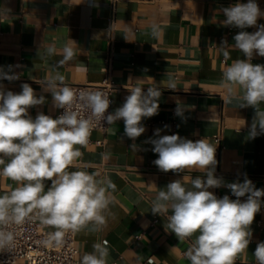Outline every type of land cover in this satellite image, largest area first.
I'll use <instances>...</instances> for the list:
<instances>
[{"label":"crops","instance_id":"crops-1","mask_svg":"<svg viewBox=\"0 0 264 264\" xmlns=\"http://www.w3.org/2000/svg\"><path fill=\"white\" fill-rule=\"evenodd\" d=\"M238 2L248 0H120L110 31L109 0H0V67L8 71L11 65L12 72L19 75L18 80H2L0 84L6 91L19 93L21 85L28 83L37 97L46 98L45 104L29 109L33 118L40 112L58 117L51 93L43 88L47 77L59 71L66 84L98 83L108 54L115 84L112 112L122 106L137 80L145 92L147 87L161 86L158 114L142 120L146 130L140 137L133 141L125 136L121 119L106 132H91L85 146H76L82 155L69 171H87L102 178L100 167H105L116 185L114 200L104 212L102 230L76 232L78 264L85 253L93 251L95 243L104 241L109 249L107 264H190L185 253L198 233L179 241L165 229V216L152 214V200L158 189L172 181L183 180L190 188L191 179L206 176L195 170L160 171L153 164L158 154L146 142L157 138L154 132L158 128L161 135L178 134L192 141L204 138L211 144L213 135L223 128L224 147L216 158L215 175L226 183L243 182L246 175L257 188L264 189V134L248 138L255 110L239 108L236 100L227 103L221 87L223 70L234 60L245 59L233 47L234 36L241 29L221 23L225 19L222 8ZM256 3L264 12V0ZM153 23L161 26L158 38L151 35ZM261 24L264 17L243 31L255 32ZM70 39L77 45H73L76 55L57 66L63 47L71 45ZM223 41L228 43L227 57L220 47ZM53 44L56 53L47 56L46 49ZM252 63L264 65V57L254 54ZM169 80L175 82L176 90L165 87ZM178 106L183 108V116L175 114ZM260 107L264 109V104ZM243 119L246 124L238 132ZM50 184L46 182L45 190ZM16 186L13 180L0 176V195ZM209 190L217 192L218 198L228 195L236 199L226 187ZM261 200L248 249L234 264H256L253 254L257 243L264 242V197Z\"/></svg>","mask_w":264,"mask_h":264},{"label":"clouds","instance_id":"clouds-1","mask_svg":"<svg viewBox=\"0 0 264 264\" xmlns=\"http://www.w3.org/2000/svg\"><path fill=\"white\" fill-rule=\"evenodd\" d=\"M222 12L225 17L222 26L241 29L234 36L233 47L245 59L238 58L223 70L221 87L226 91L227 103L236 100L239 108L255 110L248 132V138L255 139L264 134V109L260 107L264 104V65L253 64L252 59L254 54L264 57V24L252 33L243 29L256 26L264 12L256 0L235 3L222 8ZM150 27L151 35L158 38L161 26L153 23ZM70 40L71 45L65 44L63 58L57 66H63L76 55L73 46L76 43ZM227 45L223 41L220 46L226 57L229 55ZM55 53V45H49L46 55ZM18 79L11 65L8 71L0 67V81ZM160 87H147L145 92L137 80L122 106L108 113L111 100L106 93L99 90L77 92L65 83L64 75L56 71L45 79L43 88L51 93L53 107L64 111L56 118L43 112L33 118L29 109L45 104L46 98L37 97L28 83L21 85L19 93L6 91L0 84V176L17 184L10 192L0 195V250L14 245L12 225L34 219L56 229L49 233L47 241L56 245L62 243L69 231L102 230L106 224L104 212L114 200L116 185L107 176L97 178L87 171H69L82 155L76 146L88 143L93 121H104L111 126L123 119L125 136L133 141L140 137L146 130L142 120L158 114ZM165 87L176 90L172 80ZM82 110H87V117ZM175 114L183 116V108L178 106ZM245 124L243 119L238 132ZM161 131L156 129L157 138L146 141L158 154L153 164L164 173L199 171L206 179L196 176L191 179L190 188L178 179L158 189L152 200V214L164 215L165 229L174 233L179 241L198 233L185 253L190 264H234L237 256L248 249L251 225L261 210L264 189L257 188L246 175L243 182L231 183L217 177V145L207 139L192 141L178 134L161 135ZM136 147L131 145L133 150ZM47 181L51 184L45 190ZM220 187L230 189L236 199L228 195L218 198L209 190ZM245 196L246 200L242 201L240 198ZM108 255L107 241L95 243L93 251L83 255L81 264H107ZM253 255L256 264H264V242L257 243Z\"/></svg>","mask_w":264,"mask_h":264},{"label":"built area","instance_id":"built-area-1","mask_svg":"<svg viewBox=\"0 0 264 264\" xmlns=\"http://www.w3.org/2000/svg\"><path fill=\"white\" fill-rule=\"evenodd\" d=\"M120 0H109L111 8L110 16V31L114 25V14L116 3ZM112 57L108 54L105 57V70L102 80L98 83L85 84H67L77 92L80 90H99L106 93L111 104L108 113L112 112L111 93L115 88V84L111 75ZM63 109H59L58 116L63 113ZM82 113L87 117V110H82ZM107 114V113H106ZM110 128L104 121H93V129L102 132L108 131ZM223 128L213 135V145H217L216 158L219 157L223 149L222 142ZM89 141V140H88ZM101 177H105L109 171L108 168L100 167ZM218 197V193H214ZM153 222H156V217ZM10 230L15 234V242L11 248L0 250V264H78L76 245V232H67L61 244L56 245L54 242H47L49 233L56 229L50 226L43 225L38 219L25 222L22 225H12Z\"/></svg>","mask_w":264,"mask_h":264}]
</instances>
